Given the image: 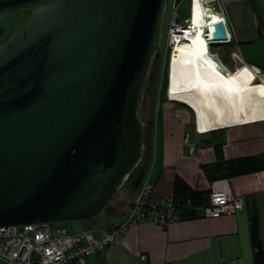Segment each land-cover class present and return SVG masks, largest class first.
Segmentation results:
<instances>
[{"label":"water","instance_id":"95a60500","mask_svg":"<svg viewBox=\"0 0 264 264\" xmlns=\"http://www.w3.org/2000/svg\"><path fill=\"white\" fill-rule=\"evenodd\" d=\"M165 6L0 0V19L31 12L0 47V227L90 221L140 165L138 110ZM218 15L204 33L209 47L231 38Z\"/></svg>","mask_w":264,"mask_h":264},{"label":"crops","instance_id":"0c3cea01","mask_svg":"<svg viewBox=\"0 0 264 264\" xmlns=\"http://www.w3.org/2000/svg\"><path fill=\"white\" fill-rule=\"evenodd\" d=\"M216 1L226 16L237 66L231 69L220 60L229 72L250 64L264 73V0ZM160 106L163 111L156 120L155 147L146 155L139 182L148 176L159 192L175 193L180 177L185 187L200 194L199 206H204L209 203L212 180L226 177L233 194L243 198L244 208L219 217H206L201 210H181L180 219L168 227L141 219L120 244L92 254L89 264H143L141 254L148 255L147 264H255L251 217L257 213L264 255V167L235 174L233 161L251 156L264 160V119L202 133L195 125L193 110L185 104L166 97ZM185 187L180 189L182 195ZM135 195L107 212L111 219L106 225L93 224L104 210L90 220L88 228L95 229L100 238L101 230L120 222Z\"/></svg>","mask_w":264,"mask_h":264},{"label":"built area","instance_id":"2783aa9c","mask_svg":"<svg viewBox=\"0 0 264 264\" xmlns=\"http://www.w3.org/2000/svg\"><path fill=\"white\" fill-rule=\"evenodd\" d=\"M168 1L172 2V15L166 49H173L179 39L183 40L189 31H194L191 26L192 0H189V17L183 20L179 11L186 0H166V6ZM202 1L222 12L227 23L216 0ZM206 28L207 25L204 26L205 32ZM167 98L171 99L169 92ZM243 208V198L233 194L225 178L211 183L207 205L194 206L189 198L182 201L173 192H159L150 178L144 176L128 211L118 224L112 225L109 230H101L100 238L95 236V229L75 232L65 226L55 225L58 222L0 227V264H89L92 254L111 244H120L126 232L141 219L168 227L180 219L181 210H201L206 217H219L235 214ZM147 260V254L139 256L141 263L147 264Z\"/></svg>","mask_w":264,"mask_h":264},{"label":"bare ground","instance_id":"6f19581e","mask_svg":"<svg viewBox=\"0 0 264 264\" xmlns=\"http://www.w3.org/2000/svg\"><path fill=\"white\" fill-rule=\"evenodd\" d=\"M194 31L171 51L169 94L192 106L200 132L264 119V76L259 66L243 64L229 72L209 50L204 26L220 20L218 10L192 0ZM263 75V74H262Z\"/></svg>","mask_w":264,"mask_h":264},{"label":"rangeland","instance_id":"374dc122","mask_svg":"<svg viewBox=\"0 0 264 264\" xmlns=\"http://www.w3.org/2000/svg\"><path fill=\"white\" fill-rule=\"evenodd\" d=\"M189 12H190V1L186 0L180 7V18L183 20L186 17H189ZM31 12L28 10H16L14 12H12L11 14H9L8 16L1 18L0 19V28H2L0 30V47L5 44L6 42H8V40L12 37V35L20 28L23 26V24L26 22V20L29 18ZM172 15V2L168 1L167 6H166V10H165V14H164V18H163V24H162V28H161V33H162V37H161V43L163 45L164 48V44L166 43V37H167V32H168V26H169V19ZM213 51H218L219 56L224 59L223 61H225V63L231 67V69L234 68V66H237L235 64V56H234V52H233V47L228 44H216V46H214ZM161 60L159 62L158 65V69H157V76H156V80L154 83L153 88H151L152 86L149 85L150 84V78H151V71H149V75L147 78V82L146 85L143 89V94H142V100H141V106L138 110L139 112V116L141 117V119L143 120V122L145 123V132H144V155H143V160L147 155V150L149 151V149H151L153 147H155V135H156V130H157V123L156 120H158L159 117H161L162 111L163 109L160 106V103L163 102L165 100V98L167 97V86L164 85V80H163V76H164V61H163V55L161 54ZM260 76H264L263 72H259ZM263 74V75H262ZM151 86V87H150ZM152 90L151 94H152V98L151 96H147L148 93V89ZM146 118H149L146 119ZM155 118V121H154ZM157 118V119H156ZM143 163H141V165L139 167H137L138 169L135 170V172H133L125 181L124 184H127L125 187H121L119 189V191L116 193V195L114 196V198L111 200V202L109 203V205L106 207V211L105 213H103V217L100 218L99 220L93 221L94 225H106L108 222V219L111 217V215L107 214V212H109L110 210H112L114 208V206L116 205H120V204H124V202L128 199V187L130 189V187H134L137 186L140 182H139V172L142 170L143 167ZM131 178V179H130ZM130 179V180H129ZM128 180L131 183L128 186ZM139 182V183H138ZM111 219V218H110ZM92 221V220H91ZM91 221H85V220H75V221H66V222H58L55 225H61V226H65L69 229H71L72 231H78L80 229L83 228H88L89 224H91Z\"/></svg>","mask_w":264,"mask_h":264},{"label":"trees","instance_id":"16d2710c","mask_svg":"<svg viewBox=\"0 0 264 264\" xmlns=\"http://www.w3.org/2000/svg\"><path fill=\"white\" fill-rule=\"evenodd\" d=\"M154 66H155V64H152L150 67L149 71H151V73H152V71L154 72ZM155 76H157V73L155 74ZM155 80H156V78L155 79L150 78V84L149 85L152 86V87L150 86L151 88H153ZM151 88L148 89L147 96H151V98H152ZM146 119L149 120V118H146ZM149 151H150V149H149ZM149 151L147 150V152H149ZM145 158H144V160L141 161V163L146 162ZM233 164H234V168H235L233 173L240 174V173H244V172H248V171H254V170H257L259 168H263L264 167V160L262 158L254 157V156L242 157V158H238V159L234 160ZM215 167H216V165H215ZM224 178L227 179L226 177H221V178L213 179L212 182L219 180V179H224ZM129 180H128V186L131 184L129 182ZM126 185L127 184H124L122 187H125ZM176 187H177L176 188L177 192H175L174 194H175L177 199L184 201V200L189 198V199H191L192 204L194 206L202 205V204H199L200 194L198 192L191 191L188 187H185L184 182L180 177H177ZM183 187H185V193H186V194L184 193L185 195H182L181 194L182 192L180 193V189L181 188L183 189ZM127 189H128V194H127L128 199L124 203H127L129 201L130 197L137 193L138 185L134 186L133 188L130 187V189L128 187ZM131 204H132V201H131ZM189 211L194 212V213L198 212L195 209H189ZM251 236H252V241H253V245H254V249H255V264H264L263 246H262V242H261V238H260L259 222H258V216H257L256 212L251 217Z\"/></svg>","mask_w":264,"mask_h":264},{"label":"flooded vegetation","instance_id":"af4514ba","mask_svg":"<svg viewBox=\"0 0 264 264\" xmlns=\"http://www.w3.org/2000/svg\"><path fill=\"white\" fill-rule=\"evenodd\" d=\"M1 29L2 28H0V30ZM229 43H230V40H229L228 44ZM166 45H167V41L164 44V48H163V45L161 43V50L156 55L155 59L152 62V64H155V66H154V72L152 71L151 79H155L156 78L155 74L157 73L158 65H159V62L161 60V57H162L161 54H162L163 55V58L162 59H163V61L165 63L164 64V76H163L164 82L163 83H164V85L167 86V92H168V90H169V85L168 84L170 82V63H171L170 55H171L172 49H166ZM214 46H216V44L210 45L209 50H210V52L213 55H216L218 57V59L220 60V56H219L218 51H215V52L213 51ZM220 62L223 64L222 60H220ZM224 67H226V66L224 65Z\"/></svg>","mask_w":264,"mask_h":264}]
</instances>
